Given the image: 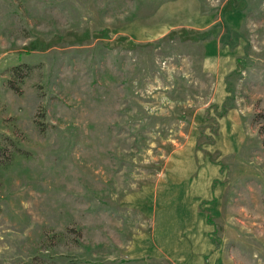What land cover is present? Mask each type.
<instances>
[{
	"label": "rangeland",
	"instance_id": "374dc122",
	"mask_svg": "<svg viewBox=\"0 0 264 264\" xmlns=\"http://www.w3.org/2000/svg\"><path fill=\"white\" fill-rule=\"evenodd\" d=\"M200 230L264 264V0H0V264H196Z\"/></svg>",
	"mask_w": 264,
	"mask_h": 264
},
{
	"label": "crops",
	"instance_id": "0c3cea01",
	"mask_svg": "<svg viewBox=\"0 0 264 264\" xmlns=\"http://www.w3.org/2000/svg\"><path fill=\"white\" fill-rule=\"evenodd\" d=\"M212 24H214V23L206 24L208 26H206L204 28H207V27L211 26ZM210 45L213 46L214 51L212 54H209L207 52L206 59H207L208 63H211L213 61H216L217 63H220V64H222V63L224 64L225 62L232 63V64L235 63V58L233 57V54L228 53V51L225 47L221 48V46H219V43H216L215 41H208L206 43V47L210 46ZM212 57H214V58L212 59ZM221 71H224L222 67H221ZM225 74L226 73H224L223 76H225ZM220 82H223V81L221 80ZM195 186H198L200 189L198 194L195 195V197L197 196L196 198L199 200L198 202H200L202 200L208 201V199L211 198L215 194V191H213L211 183H207V182L202 181V183H197V185H195ZM204 205H206V204H204ZM209 206L210 205L207 204L208 208H209ZM209 212H210V210L208 211V213ZM198 216H203V215L201 214V212L197 211L196 217L198 218ZM190 238H187L183 242L184 246L181 248V250L178 249L179 253L183 252V253H181V255H184L185 254L184 252L191 253V254H188L189 257L191 258V260H189L190 263H193V261H194V263H196V264H217L216 259H214L212 262L206 260L208 258L207 257L208 256L207 251L209 252L211 250V248H209V247L207 250L206 243L208 245H211V243H209L211 240H209V242H208V240L204 237V234L201 232V230L200 231H193L192 234L190 235Z\"/></svg>",
	"mask_w": 264,
	"mask_h": 264
}]
</instances>
